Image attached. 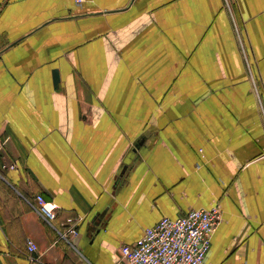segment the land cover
Here are the masks:
<instances>
[{
  "label": "crops",
  "instance_id": "0c3cea01",
  "mask_svg": "<svg viewBox=\"0 0 264 264\" xmlns=\"http://www.w3.org/2000/svg\"><path fill=\"white\" fill-rule=\"evenodd\" d=\"M215 205L205 264H264V0H0V264H116Z\"/></svg>",
  "mask_w": 264,
  "mask_h": 264
},
{
  "label": "built area",
  "instance_id": "2783aa9c",
  "mask_svg": "<svg viewBox=\"0 0 264 264\" xmlns=\"http://www.w3.org/2000/svg\"><path fill=\"white\" fill-rule=\"evenodd\" d=\"M35 203L39 216L55 230V243L66 242L74 248L77 220L67 219L56 227L53 222L58 207L42 196H37ZM220 220L221 211L217 205L208 210H190L174 220L163 218L144 230L133 245H122L116 264H205L211 237ZM35 253V245L27 241L26 254L32 257Z\"/></svg>",
  "mask_w": 264,
  "mask_h": 264
},
{
  "label": "water",
  "instance_id": "95a60500",
  "mask_svg": "<svg viewBox=\"0 0 264 264\" xmlns=\"http://www.w3.org/2000/svg\"><path fill=\"white\" fill-rule=\"evenodd\" d=\"M52 78H53V85H54V87H57L58 82H59V77H58L57 71L53 72Z\"/></svg>",
  "mask_w": 264,
  "mask_h": 264
}]
</instances>
